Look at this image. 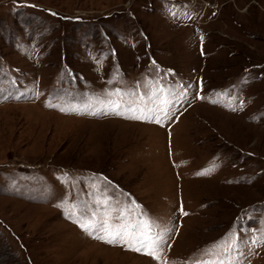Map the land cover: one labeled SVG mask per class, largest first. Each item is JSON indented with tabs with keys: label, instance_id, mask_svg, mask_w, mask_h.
<instances>
[{
	"label": "rangeland",
	"instance_id": "rangeland-1",
	"mask_svg": "<svg viewBox=\"0 0 264 264\" xmlns=\"http://www.w3.org/2000/svg\"><path fill=\"white\" fill-rule=\"evenodd\" d=\"M161 88V124L127 118ZM86 217L153 223L160 259ZM254 237L264 0H0V264H264Z\"/></svg>",
	"mask_w": 264,
	"mask_h": 264
},
{
	"label": "snow or ice",
	"instance_id": "snow-or-ice-1",
	"mask_svg": "<svg viewBox=\"0 0 264 264\" xmlns=\"http://www.w3.org/2000/svg\"><path fill=\"white\" fill-rule=\"evenodd\" d=\"M116 95L121 94L119 91H117ZM128 95L135 96L136 93H129ZM149 99L153 104L156 105L155 107H149L146 103H144L143 97H140L141 103L139 105L133 101L130 106H125L126 111L133 113V115L127 118L161 124L162 118H166L168 116V108L172 105V101L165 98L164 89L162 88L159 90V93L153 94L149 97ZM98 103L105 104V108L100 109L101 111L110 109L115 114H123L121 111L122 102L120 100H110L105 102L99 100L98 98ZM50 106L55 107V105ZM60 111H65V109L60 108ZM72 111H76L78 114H84L78 109H72ZM89 114L97 115V111H90ZM199 174L203 175L205 173ZM181 211H183V209H181ZM183 214L187 215L186 212ZM105 215H107V212ZM86 219L87 222L79 223V226L86 232L102 233L101 235L96 236L97 239H101L108 244H124L132 251L143 252L144 254L157 260L160 259V245L166 243V240L164 235L161 233L153 234L152 229L155 227L153 223L145 220L137 222L135 225L128 224L113 226L106 219L99 222H95L93 219L87 217ZM252 245L254 247L264 245V239H260L259 242H257V238L254 237L252 240ZM231 246L238 247V245L235 243V238ZM204 264H223V261H207L204 262Z\"/></svg>",
	"mask_w": 264,
	"mask_h": 264
}]
</instances>
